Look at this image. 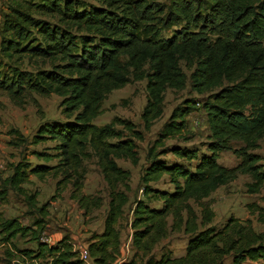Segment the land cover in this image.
I'll return each instance as SVG.
<instances>
[{
    "label": "trees",
    "instance_id": "trees-1",
    "mask_svg": "<svg viewBox=\"0 0 264 264\" xmlns=\"http://www.w3.org/2000/svg\"><path fill=\"white\" fill-rule=\"evenodd\" d=\"M0 17V94L18 107L31 99L38 105L35 95H58L64 116L40 123L31 138L9 131L17 148L54 143L30 151L38 163L24 155L9 163L10 174L0 170V203L13 191L40 215L32 225L17 217L0 220L10 264H85L68 236L55 244L42 239L49 205L38 206L39 192L25 184L32 176L60 177L59 190L71 185V197L90 213L103 204L102 196L83 192L85 162L93 157L110 200L104 229L92 235L88 251L94 264L119 260L117 224L129 202L131 172L118 160L139 162L144 133L130 119H95L111 92L143 80L146 130L162 117L166 90H182L190 80L193 90L208 94L203 107L210 133L202 146L166 144L190 140L187 116L196 103L187 99L173 110L148 148L143 198L135 200L131 222L135 254L120 264L264 263V228L233 215L213 225L209 200L240 175L250 177L249 193L264 188V158L256 152L264 139V0H6ZM224 151H233L236 165L219 161ZM161 181L171 187L153 185ZM248 207L264 226V206ZM173 232L188 236L185 252L153 256ZM18 236L30 237L37 248H19Z\"/></svg>",
    "mask_w": 264,
    "mask_h": 264
},
{
    "label": "rangeland",
    "instance_id": "rangeland-1",
    "mask_svg": "<svg viewBox=\"0 0 264 264\" xmlns=\"http://www.w3.org/2000/svg\"><path fill=\"white\" fill-rule=\"evenodd\" d=\"M6 10V0H0V13ZM1 25V17H0ZM188 75L191 71L183 66ZM147 81H136L127 84L121 89L114 90L105 99L103 113L96 118L97 124H105L112 120L113 117L119 116L132 120L137 128L144 133V139L138 141L140 160L137 164H133L129 160H118V163L131 172L130 186L128 192L129 202L125 206L124 214L119 220L117 227L121 233V255L119 260L114 264H120L124 260L131 259L135 254L132 244L133 230L131 222L133 220L134 202L138 198H143V185L141 177L147 164L146 154L149 146L158 138L159 132L163 129L164 124L169 120L173 110L184 104L187 99L193 100L191 104H195L193 109L187 116L190 137L189 141L183 139H169L166 144L179 145H197L202 146L207 140L210 133L209 123L203 102L208 96L207 93L199 94L192 89L190 80L182 90L168 88L164 98V113L150 130L144 127L142 112L147 103ZM34 98L38 105L29 100L23 107H18L5 94H0V116L2 124L0 125V170L4 175L10 174L9 163L16 162L24 155L36 164L38 159L30 154L34 148L43 150L46 146H52L53 142L40 144L37 146L30 145L28 149L25 147H16L10 144L13 135L9 131L13 128L19 129L24 135L31 138L36 132L40 123L49 119H64L62 115V107L60 105L62 98L58 95L38 96ZM194 105V104H193ZM264 158V139L261 141V148L256 150ZM168 158H173L168 155ZM225 166H234L238 162V158L233 151H224L221 153L219 160ZM52 161L51 163H54ZM86 177L83 192L90 195L102 196L103 204L101 208L95 209L90 213H86L76 200L71 197L72 186L69 185L64 191L59 190L58 180L53 175H47L44 180H39L36 176L31 177V181L25 184L26 188L31 191H38V206L48 204L49 215L46 217V225L42 234V239L55 244L64 236H68L76 248L88 246L89 241L94 233H100L104 229L105 218L109 207V188L104 176L97 164V159L93 157L85 162ZM251 179L248 175H240L236 180L221 186L209 198L216 217L213 225L222 226L227 219L233 215L239 218L252 217L254 226L257 230H262L264 226L251 216L248 204L257 202L264 206V188L259 194H251L247 191V183ZM161 188H169L170 184L153 183ZM17 217L22 224L32 225L35 218H39L37 210L28 205L23 195L10 192L8 198L0 203V220L5 218ZM3 234L0 233V264H10L5 255L8 244L4 243ZM188 236L183 232L170 233L168 237L162 239L153 249L152 255L159 258L164 252H171L173 255H182L185 252ZM19 248H37L35 242L30 241V237L18 236L14 240ZM94 264L93 260L89 263ZM226 264H231L230 259ZM244 264H263L262 262L253 263L248 261Z\"/></svg>",
    "mask_w": 264,
    "mask_h": 264
},
{
    "label": "built area",
    "instance_id": "built-area-1",
    "mask_svg": "<svg viewBox=\"0 0 264 264\" xmlns=\"http://www.w3.org/2000/svg\"><path fill=\"white\" fill-rule=\"evenodd\" d=\"M77 249L80 251V256L85 261V263H89V261L92 260L88 251V246L79 247Z\"/></svg>",
    "mask_w": 264,
    "mask_h": 264
},
{
    "label": "crops",
    "instance_id": "crops-1",
    "mask_svg": "<svg viewBox=\"0 0 264 264\" xmlns=\"http://www.w3.org/2000/svg\"><path fill=\"white\" fill-rule=\"evenodd\" d=\"M96 120V119H95ZM262 225V224H261ZM263 226V225H262ZM248 262V261H247ZM253 263L262 262V261H251ZM246 263V262H245ZM263 263V262H262ZM264 264V263H263Z\"/></svg>",
    "mask_w": 264,
    "mask_h": 264
}]
</instances>
